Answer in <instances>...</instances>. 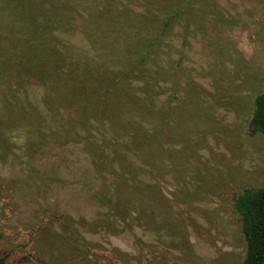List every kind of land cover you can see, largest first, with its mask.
<instances>
[{"label":"rangeland","instance_id":"374dc122","mask_svg":"<svg viewBox=\"0 0 264 264\" xmlns=\"http://www.w3.org/2000/svg\"><path fill=\"white\" fill-rule=\"evenodd\" d=\"M262 93L264 0H0V264H243Z\"/></svg>","mask_w":264,"mask_h":264},{"label":"trees","instance_id":"16d2710c","mask_svg":"<svg viewBox=\"0 0 264 264\" xmlns=\"http://www.w3.org/2000/svg\"><path fill=\"white\" fill-rule=\"evenodd\" d=\"M250 129L264 134V93L255 99ZM242 221L247 244L243 264H264V186L245 199Z\"/></svg>","mask_w":264,"mask_h":264}]
</instances>
